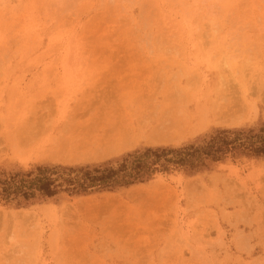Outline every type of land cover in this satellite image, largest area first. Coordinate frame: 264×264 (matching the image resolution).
<instances>
[{
    "label": "rangeland",
    "instance_id": "rangeland-1",
    "mask_svg": "<svg viewBox=\"0 0 264 264\" xmlns=\"http://www.w3.org/2000/svg\"><path fill=\"white\" fill-rule=\"evenodd\" d=\"M0 264H264V0H0Z\"/></svg>",
    "mask_w": 264,
    "mask_h": 264
},
{
    "label": "trees",
    "instance_id": "trees-1",
    "mask_svg": "<svg viewBox=\"0 0 264 264\" xmlns=\"http://www.w3.org/2000/svg\"><path fill=\"white\" fill-rule=\"evenodd\" d=\"M260 148L263 149L262 146H261ZM261 149H260V150H261ZM109 178H112L111 175H110V177H109V174H108L107 176H100V179H101L102 181H106V180L109 179Z\"/></svg>",
    "mask_w": 264,
    "mask_h": 264
}]
</instances>
